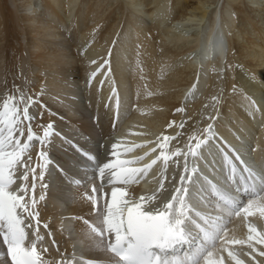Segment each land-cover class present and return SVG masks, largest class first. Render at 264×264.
Returning a JSON list of instances; mask_svg holds the SVG:
<instances>
[{
  "label": "bare ground",
  "instance_id": "obj_1",
  "mask_svg": "<svg viewBox=\"0 0 264 264\" xmlns=\"http://www.w3.org/2000/svg\"><path fill=\"white\" fill-rule=\"evenodd\" d=\"M8 3L13 6L0 0V32L4 38L0 43V53L4 54L0 55L16 80L11 82L14 85L9 95L0 99V111L4 110L5 100L14 105L19 125L24 108L30 105L29 115L36 112L37 117L31 121L35 136H42L49 122L54 125L53 132L61 131L45 141V160L38 159L42 145L34 139L13 169L11 188L17 190L27 184L25 200L37 201L34 210L39 213V225L28 217L25 223L32 227L25 230L30 240L36 239L34 231L43 238L37 248L45 263L95 264L96 260H111L105 244L81 219L95 221L92 200L101 194L97 192L93 197V186L102 188L105 194L101 205L111 198L113 187L123 190L125 199L143 198L162 205L171 199L181 174L187 175V163L189 171L197 169L194 182L189 185L192 218L203 224L196 215L199 212L223 229L219 233L222 239L205 244L212 253L208 258L217 264H264V255L260 254L264 243L257 242L264 239V0ZM23 4L28 13L21 9ZM62 24L68 25L66 32L60 30ZM26 33L30 37H25ZM67 37L72 44L65 52ZM210 52L213 54L209 56ZM69 61L76 66L80 82L71 80L66 73ZM31 79L36 82L30 90L39 91L38 98L47 101L42 105L31 100L25 89ZM41 84L44 85L39 88ZM45 106L54 109V113L59 110L63 117L52 114ZM78 114H85L91 123L78 122ZM208 125H212L211 131L205 133ZM22 127L23 135L15 127L13 131V140L19 138L21 146L27 139L29 122L23 121ZM0 128L7 135L6 125L0 124ZM87 136L97 141L89 143ZM82 137L87 138L88 144L80 141ZM205 137L207 143L197 156L189 154L186 160L184 153L189 152V146ZM81 150L92 163L90 169L94 173L90 178L88 170H80V165L83 169L86 164L76 158L82 156ZM177 151L181 154L173 155ZM162 152L168 157L166 161ZM90 154L99 157L98 161ZM51 158L63 165L57 167ZM117 160L130 162L125 167H150L126 183L110 184L111 172L117 169H105L101 178L99 167ZM24 164L35 168L37 176L38 165L44 164L48 187L42 188L37 181L33 192L32 171L28 170L26 181L22 179ZM76 180L80 183H74ZM208 181L231 203L242 195L240 208L207 215V202H221L224 207V201L213 194ZM242 189L248 192L241 194ZM241 207L248 208V212L241 211ZM249 236L253 239L249 240ZM190 241L178 246L173 255L182 258V254L204 243L199 229L192 228ZM5 247L0 238V264H11L3 252Z\"/></svg>",
  "mask_w": 264,
  "mask_h": 264
},
{
  "label": "snow or ice",
  "instance_id": "obj_2",
  "mask_svg": "<svg viewBox=\"0 0 264 264\" xmlns=\"http://www.w3.org/2000/svg\"><path fill=\"white\" fill-rule=\"evenodd\" d=\"M29 106H26L23 111V121L29 122V127L27 139L22 146L19 138L13 140L14 127L23 135V121L19 125L17 124L19 115L15 106H10L9 102L5 100L4 110L0 111V124L7 127V135H4V128H0V238L6 246V254L10 258L11 264H45L37 248V242L43 238L38 234V231H34L32 235L36 239L30 240L29 234L25 230L32 227L31 223H25L28 217L37 222V227L39 225V213L34 210L37 201L35 198L29 201L25 200L28 190L27 184H22L17 190L11 188L14 183V166L20 163L22 155L30 148L34 139L39 140L42 145L41 150L37 153L38 159L43 161L47 158L48 154L43 150V145L54 130V125L49 122L43 128V135L35 136L31 128V121L35 120L36 117L29 115ZM174 123V121L170 122V126ZM211 128L212 125H208L204 130L205 133H209ZM168 139V137H164V140L167 141ZM206 143L207 137L197 139L195 145L189 146V152L184 153L186 160L189 154L196 157L197 151ZM9 147L11 150H7ZM113 148L115 149L116 145H113ZM161 148H163V144H161ZM180 154L177 151L173 155ZM161 156L165 161L168 159L163 152ZM237 159H239V156H237ZM29 160H31V157H29ZM127 163L130 162L117 160L115 163H104L102 167H99V175L103 178L105 169H117L111 172L112 179L109 180V183H126L135 179L137 174L146 172L147 167H150V165L144 169L125 167L124 165ZM154 163L155 161H153ZM22 166L26 169L22 177L23 180H27L28 170L32 171L31 189L33 192L37 181L40 182L42 188L48 187L44 182V164L38 165L40 168L38 176L35 168H32L29 164ZM245 170L249 172L250 176L253 175L247 167H245ZM184 171L187 175L181 174L180 182L175 187L171 199L162 205L148 203L143 198L140 201L125 199L124 191L116 187L112 188L111 198L106 204L101 205L100 200L103 199L105 194H103L102 188L93 186V197L96 196L97 192L101 194L99 198H93L92 200L95 221L81 219L88 226L90 232L95 237H99L105 244L106 251L112 254L114 257L112 264H201L202 258L204 264H217L216 261L208 258L212 253L208 251L205 244L214 243L216 239H222L219 233L223 229L210 217H203L199 212L196 215L200 216L203 224L196 223L192 218L191 212L194 206L188 200L190 195L189 185L194 182L193 176L197 169L193 168L189 171L187 163H185ZM76 183L79 184L80 181L77 180ZM208 183L214 195L219 196L226 204L231 203V200L221 193L215 184H212L211 181H208ZM18 192H23L24 195H19ZM258 194L259 192L253 195ZM40 199H44V197L41 196ZM251 204L252 199H249L248 206L250 207ZM240 210L248 212L246 207H241ZM239 214L240 212L237 211L236 215ZM193 227L199 229L203 234L204 243L186 253L182 258L173 255L178 246L191 242L190 236ZM249 230L255 231L253 228ZM251 239L253 237L249 236V240ZM26 240H29V242L26 243ZM257 242L264 243V239ZM44 251H47V249H44ZM260 254L264 255V252ZM229 256H232L231 252H229ZM236 264H240V262L237 261Z\"/></svg>",
  "mask_w": 264,
  "mask_h": 264
},
{
  "label": "rangeland",
  "instance_id": "obj_3",
  "mask_svg": "<svg viewBox=\"0 0 264 264\" xmlns=\"http://www.w3.org/2000/svg\"><path fill=\"white\" fill-rule=\"evenodd\" d=\"M7 1V5H9L10 7H12L13 5L11 4V3H8V1L9 0H6ZM14 1H17V0H14ZM18 2H20V0H18ZM225 4V3H224ZM35 7V6H34ZM21 9L23 10V11H25V13H28V11L27 10H25L26 9V6L23 4V6L21 7ZM14 11V10H13ZM22 11V12H23ZM37 11V10H36ZM17 12H18V14H19V11L17 10L16 11V14H17ZM70 23V22H69ZM67 24H68V22H67ZM61 25L60 26V30H64V32H66V30H65V28L68 26V25ZM67 29H68V27H67ZM3 33L2 32H0V43H3L4 42V38H2L3 37V35H2ZM28 35V37H30V35L31 34H29V33H26L25 34V37ZM67 35V34H66ZM3 40V41H2ZM21 40V39H20ZM69 40V38L67 37L66 38V41H67V43H66V48H68V49H65L66 51L65 52H68L69 51V49H70V47H71V40L70 41H68ZM13 43L14 44H16V45H18L17 43H15V41H13ZM71 43V44H70ZM68 45V46H67ZM3 54H4V52H2ZM1 54V53H0ZM3 54H1V55H3ZM7 54H9V52L7 51ZM1 55H0V59H1V61H0V63L3 65L2 66V70L0 69V73L2 74V75H0V99L2 98V97H5V96H8L9 95V90H11L12 89V87H13V83L11 84V82H14L16 79H14L15 77H16V75H15V73L13 74V73H11L10 71H9V67H7V68H5L6 66H7V63H6V61L4 60L5 58H2L1 57ZM8 56V55H7ZM6 56V57H7ZM10 56V55H9ZM5 61V63L6 64H4V61ZM7 60V59H6ZM1 64H0V66H1ZM69 64V65H68ZM5 65V66H4ZM66 65H68V66H66ZM66 67H64V68H66V73L70 76V78H71V80H76V83H77V81L78 82H80V78H79V74H77L78 73V71H77V68H76V66H73V64H71V61H69V62H67L66 63ZM77 65V64H76ZM79 66V65H78ZM7 71V72H6ZM68 71V72H67ZM13 77H12V76ZM36 82V80L35 79H31V80H28V82L26 83V88H25V86H24V88L29 92V98L32 100L33 99V101L35 100V102H37L38 104H41L42 105V103H44V102H47V101H45L44 100V102L41 100V99H39L38 98V92L37 91H32V90H30V88L33 86V84H34V82ZM32 82V83H31ZM252 82V81H251ZM252 84V86L254 85V87H255V83H251ZM44 85V84H43ZM43 85L41 84V85H39V88H41V87H43ZM32 89V88H31ZM34 92V93H33ZM37 92V93H36ZM36 93V94H35ZM34 94H35V96H34ZM79 94V93H78ZM5 95V96H4ZM31 96V97H30ZM78 96H81V98H83V96L81 95V93L78 95ZM34 97V98H33ZM83 104V103H82ZM1 106V105H0ZM74 107H76V105H73ZM81 107H83V106H81ZM45 108H47V110H49V112H51L52 114L54 113L53 111H54V109H52V108H50V106H45ZM34 111H36V110H34ZM33 111V112H34ZM56 111V113H54V115H57L58 114V116H60V117H63L62 116V114H61V112L58 110H55ZM82 112V111H81ZM36 112H34L33 114H32V116H35L36 117ZM79 116H78V119H77V121L78 122H80V123H85V122H88L89 124L91 123L89 120H87L88 118L86 117V115L85 114H78ZM85 116V117H84ZM57 117V116H56ZM37 118V117H36ZM84 118H86V119H84ZM61 123L63 122V120L62 119H58ZM33 121H36V119L35 120H33ZM60 122H57L58 124H61ZM187 122H188V120H187ZM37 123H39V122H37ZM93 123L94 124H96V122L95 121H93ZM49 124V123H48ZM47 123H46V125H48ZM57 124V125H58ZM38 125H40V126H43V124H38ZM114 127V125L112 124V126H111V128H113ZM58 131V132H57ZM16 132L17 133H21V132H19V130H17L16 129ZM56 132V134L57 133H59V132H61V131H59V130H55L53 133H55ZM98 132V134L102 137V135H101V133L99 132V131H97ZM38 136V135H37ZM88 138H90V142L89 143H93L92 141H94V139H96V138H92V136L91 137H89V136H87ZM82 140V141H81ZM87 138H85V137H82L81 139H80V141L81 142H84V143H87ZM96 141H97V139H96ZM113 141V140H112ZM88 144V143H87ZM89 146H93V145H91V144H89ZM103 146V145H102ZM78 148H76L75 150L77 151V152H79L80 150L78 149ZM99 150H100V146H99V148H98ZM103 149H104V146H103ZM82 152V156L81 157H76L77 158V160H83L82 162H84L86 165V168H83L82 169V167H81V165H80V170H82V171H85V170H88V172H90V175H88L89 177L88 178H90L91 177V175L94 173V170L92 171V168L90 169V164H92L91 162H90V164L88 163V159L87 158H85L84 156H83V153L85 152L84 150L83 151H81ZM81 154V153H80ZM102 155V154H101ZM90 156H93L97 161H98V159H99V157H96L94 154H90ZM51 157H52V155H51ZM52 159V158H51ZM53 160V159H52ZM90 161H92V160H90ZM53 162L54 163H56L55 165L58 167V165H63L62 164V162H60V161H57V160H53ZM59 163V164H58ZM89 165V166H88ZM90 170V171H89ZM92 171V172H91ZM86 172V171H85ZM83 175V174H82ZM83 177H85V175H83ZM87 178V179H88ZM77 181V180H76ZM76 181H74V183H76ZM77 184V183H76ZM65 186H69V185H65ZM85 190V189H84ZM3 246V245H2ZM3 249H4V247H3ZM5 250H6V247H5ZM4 252V254L5 255H7L6 254V252L5 251H3ZM88 252V251H87ZM91 252V251H90Z\"/></svg>",
  "mask_w": 264,
  "mask_h": 264
}]
</instances>
